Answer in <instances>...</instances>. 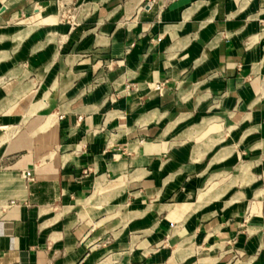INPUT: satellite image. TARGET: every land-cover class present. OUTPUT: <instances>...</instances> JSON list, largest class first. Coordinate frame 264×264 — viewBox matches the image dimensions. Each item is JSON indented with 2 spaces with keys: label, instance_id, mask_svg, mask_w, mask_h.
Returning <instances> with one entry per match:
<instances>
[{
  "label": "crops",
  "instance_id": "obj_1",
  "mask_svg": "<svg viewBox=\"0 0 264 264\" xmlns=\"http://www.w3.org/2000/svg\"><path fill=\"white\" fill-rule=\"evenodd\" d=\"M0 188V264H264V0H0Z\"/></svg>",
  "mask_w": 264,
  "mask_h": 264
},
{
  "label": "rangeland",
  "instance_id": "obj_2",
  "mask_svg": "<svg viewBox=\"0 0 264 264\" xmlns=\"http://www.w3.org/2000/svg\"><path fill=\"white\" fill-rule=\"evenodd\" d=\"M81 1H82V0H81ZM72 12H73V11H70V10H68V9H65L64 12H63V11L60 12V16H59L60 20H61V19H67V18H65V16H69V21H70L69 23H70V25L72 26V25L76 24V23H77V20H76V18H75L76 13H72ZM73 16H74V18H73ZM242 169H243V171H244V173H245V170H246L247 168L245 169V167H243ZM258 178H259V180H258V182H255V184H256V183H259V181H262L263 176L259 175ZM2 192H3V189L0 188V200H1L2 203H4V198L1 196ZM97 198H98V197H97ZM97 198L94 200V202L98 200ZM260 236H261V238H262V242H263V241H264V240H263V238H264V229L261 230V232H260ZM261 249H262V252H264V245H263V244H262V246H261Z\"/></svg>",
  "mask_w": 264,
  "mask_h": 264
},
{
  "label": "built area",
  "instance_id": "obj_3",
  "mask_svg": "<svg viewBox=\"0 0 264 264\" xmlns=\"http://www.w3.org/2000/svg\"><path fill=\"white\" fill-rule=\"evenodd\" d=\"M164 84L163 83H158L155 85L154 89L157 91V92H160L163 88ZM30 172L29 171H23L21 173L22 177L23 178H29L30 177Z\"/></svg>",
  "mask_w": 264,
  "mask_h": 264
}]
</instances>
